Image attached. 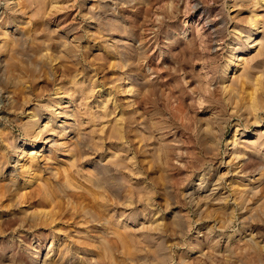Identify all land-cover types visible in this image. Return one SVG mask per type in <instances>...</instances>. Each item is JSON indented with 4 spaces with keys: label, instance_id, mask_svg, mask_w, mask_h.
Returning a JSON list of instances; mask_svg holds the SVG:
<instances>
[{
    "label": "rangeland",
    "instance_id": "1",
    "mask_svg": "<svg viewBox=\"0 0 264 264\" xmlns=\"http://www.w3.org/2000/svg\"><path fill=\"white\" fill-rule=\"evenodd\" d=\"M16 1L0 0V23ZM238 2L67 0L45 26L65 35L73 23L72 55L90 64L53 63L55 82L3 70L33 8L0 26V264H264V224L242 223L264 204V107L236 108L226 88L249 70L264 80V28L242 50L264 8ZM100 167L115 185H95Z\"/></svg>",
    "mask_w": 264,
    "mask_h": 264
},
{
    "label": "bare ground",
    "instance_id": "2",
    "mask_svg": "<svg viewBox=\"0 0 264 264\" xmlns=\"http://www.w3.org/2000/svg\"><path fill=\"white\" fill-rule=\"evenodd\" d=\"M248 0H239L238 3H242L241 6L244 7L246 5H244V3H246ZM9 2V1H8ZM63 2H67V0L63 1V0H17L16 1V5L14 4V6H9L8 9H10L11 11H13L12 13L6 12V15L4 18H2V23H0L1 27H9V26H14L15 24H17L16 19L20 16V13L18 14L17 12H23V14H29V10L31 8H33L32 12H33V16L34 18H32L30 16V22L28 24L27 28V32H23L20 31V29H17V34L15 37V34H13L14 38L12 41V44L10 46V55L7 57L6 59V63L3 65V70H5L8 75L7 78L11 79V80H20V79H34V78H39V80H43V81H51V82H55L56 81V76L53 75V73L50 71L51 66L53 63H59L61 64L62 67H66V69H68L69 72H71V66L74 65H84V64H90V61L87 57H84L83 59H80L78 57V55H72L73 53H75L76 50L73 49V47L71 46V42L68 41V35L71 32H75L76 28L72 25L73 23H70L68 25V30L67 33L65 35H59L58 33L54 34L52 32H50L49 29L46 28L45 26V20L48 18V16H54L55 14L58 13V9L64 7V5L62 6ZM69 2V1H68ZM256 6H260L262 9L264 8V0H255V2L253 3ZM240 6V7H241ZM249 6V5H248ZM17 7H19V9H17ZM254 7V6H253ZM16 9V10H15ZM63 9V8H62ZM70 9V8H69ZM253 9V8H252ZM259 9V8H258ZM21 10V11H20ZM255 10V9H254ZM57 12V13H56ZM5 14V13H4ZM32 14V13H31ZM256 14V13H255ZM247 16V15H246ZM2 17V16H1ZM257 14L256 16H252V17H248V21L251 22V24H253V28L247 33V41L250 42V44H245L244 48H242L243 51L245 52H249L250 49H253V47L256 45L255 41L256 40V36H258L261 33V29L264 28V21L261 22L258 20ZM263 17V16H262ZM259 17V18H262ZM101 19L99 20V25H98V29H96V41H100L102 40V32L105 29L104 27V21L102 20V17H100ZM240 18V17H239ZM264 19V18H263ZM68 20V19H67ZM65 21V20H64ZM63 23V22H62ZM64 23H68V21L64 22ZM47 24V23H46ZM27 25V24H26ZM17 27V26H16ZM26 30V29H25ZM70 32V33H69ZM90 32V31H89ZM261 35V34H260ZM2 36H6L7 35H2ZM5 37V38H6ZM83 40V39H82ZM3 41V40H2ZM78 42V41H77ZM62 43H67L68 44V48L65 47L64 49L62 48L64 45H61ZM70 43V45H69ZM101 44V43H100ZM262 46V50L260 52V54H262L264 56V41L261 44ZM7 51V49H5ZM5 50L3 52H5ZM188 51V50H187ZM83 55H86L87 53H82ZM81 54V55H82ZM101 55V54H100ZM186 55V54H185ZM83 57V56H82ZM76 58V59H73ZM96 61V60H95ZM251 61V60H250ZM229 63V62H228ZM264 63V62H263ZM261 63V64H263ZM231 65L232 64H227V66L225 65L224 69V75L226 76L230 69H231ZM244 65V64H243ZM86 66V65H84ZM262 66V65H261ZM261 66H259V70L262 71V69L260 68ZM264 66V64H263ZM262 66V68H263ZM75 67V66H74ZM77 67V66H76ZM240 67V66H239ZM247 67V66H246ZM250 67V66H249ZM245 70V69H244ZM263 72V71H262ZM240 73V72H239ZM250 73V70H249ZM248 72H244L241 75V79L237 80L238 77L236 78V80H234L233 84L229 85L230 93H228V97L230 100H232V102H234V99H236L235 105L236 108H243L245 109L247 112H252L253 114L257 112V108H259V106L264 107V80L263 78L257 76V78L255 77L252 78L251 75ZM69 76V75H68ZM77 76V75H76ZM19 77V78H18ZM66 77V76H64ZM76 81V80H75ZM74 81V83H76ZM230 83V82H229ZM151 87V86H150ZM153 88V87H152ZM225 88V89H226ZM152 92V91H151ZM232 92V93H231ZM236 92V95L234 94ZM61 91L58 90L57 94H60ZM74 93V92H73ZM61 103V102H60ZM64 103V102H63ZM56 104V103H55ZM59 104V103H58ZM57 104V105H58ZM60 108V107H59ZM53 109V108H52ZM35 111V110H34ZM105 112V111H104ZM106 113V112H105ZM104 113V114H105ZM39 115V121L42 119L43 115L41 116V113H38ZM251 114V115H253ZM61 116L65 117H70V115L68 114L67 111H65L64 109L61 111L60 113ZM99 116V115H98ZM35 118L37 117V115L34 113L32 114L31 118ZM62 117V118H63ZM102 119L106 118V115L103 116H99ZM63 118V119H64ZM93 118V117H92ZM98 119V118H97ZM101 119V120H102ZM95 120V119H94ZM255 120L257 121L258 119L256 118L255 115ZM99 121V120H98ZM36 123V122H34ZM117 123V122H116ZM121 123V122H120ZM118 123V124H120ZM35 124H29L27 127V129H29V126L31 127L30 130L31 131L32 128H34ZM121 128V127H120ZM67 129L69 130L70 128H65V130L67 131ZM63 130V131H65ZM27 131V130H26ZM50 131V130H49ZM65 131V132H66ZM72 130L70 129L69 132H66V134L68 133H72ZM47 131L44 132V130L41 131L42 135L45 134ZM123 132V131H122ZM246 132V130H244L243 134ZM116 133V132H115ZM114 132L110 133V139H114L115 136L113 134H115ZM121 133V132H120ZM121 136V134L119 135ZM152 136V135H151ZM43 137V136H42ZM204 137V136H203ZM209 137V136H208ZM32 139V138H31ZM145 139V138H144ZM142 138V140H144ZM34 140V139H33ZM41 140V139H40ZM34 144V143H33ZM33 144L31 143H23L22 146H28V147H32ZM245 147V146H244ZM259 146H254L252 147V149L256 150L258 149ZM75 151H77L78 153H82L81 150L83 149V143L81 141H77L75 143ZM169 148V147H168ZM260 148V147H259ZM166 150V149H165ZM167 152V151H166ZM233 154V153H232ZM79 155V154H77ZM82 160V156L80 155L78 158V161ZM119 161V160H118ZM199 161V160H197ZM120 162V161H119ZM122 162V161H121ZM120 162V163H121ZM200 162V161H199ZM77 163V161H76ZM116 163V162H115ZM123 163V162H122ZM121 163V164H122ZM124 164V163H123ZM117 165V164H116ZM120 165V164H119ZM31 167V166H30ZM66 169V168H65ZM67 169H71V168H67ZM67 169L65 171H67ZM104 169H108V167H103V168H99L96 172L97 174V178L98 180L95 181V185L97 187H101V185L103 184H112L115 185L116 184V180L115 178L110 175V169L108 170H104ZM64 170V169H63ZM68 170V173H69ZM241 175V174H240ZM69 177V176H68ZM71 177V176H70ZM73 177V176H72ZM71 177V178H72ZM38 179V178H37ZM16 180L17 178L14 176L13 179L10 181L7 190L11 191L13 188H16ZM26 184H30L35 182V178L28 176L26 178ZM70 180V178H69ZM37 183V182H36ZM28 184V185H29ZM45 184V183H44ZM2 186V185H1ZM0 186V188H1ZM46 187V186H44ZM37 188V187H36ZM94 188V186H93ZM35 190V189H34ZM39 190V189H38ZM38 190H36V192H38ZM1 191V190H0ZM32 191V190H31ZM47 191V190H46ZM7 192V191H6ZM40 192V191H39ZM33 193V192H32ZM32 193H29L32 194ZM48 193V192H47ZM37 194V193H36ZM35 196H38L39 193ZM85 194V193H84ZM28 195V194H27ZM34 195V194H33ZM32 195V196H33ZM50 195V194H49ZM52 195V194H51ZM50 195V196H51ZM73 195V194H72ZM83 195V194H81ZM31 196V198H32ZM84 196V195H83ZM0 197H3V193L2 195H0ZM30 197V196H29ZM25 198V197H24ZM27 198V196H26ZM35 197H33L34 199ZM40 198V197H39ZM42 198V197H41ZM75 199V196H74ZM2 200V199H1ZM0 200V201H1ZM24 200V199H23ZM76 200V199H75ZM87 200V199H86ZM85 200V201H86ZM263 198H258L254 203H252L250 205V207L245 211L243 219H242V223L246 224L245 228L246 229H250L249 226H247V224H249L250 221H259L260 223L264 224V204L262 203ZM56 201V200H55ZM91 201V200H90ZM97 201V200H96ZM89 202V201H88ZM98 202V201H97ZM79 204V203H78ZM43 205V204H42ZM101 205V204H100ZM103 205V204H102ZM41 206V205H40ZM94 207V206H93ZM102 208V207H101ZM224 210V209H223ZM55 211V210H54ZM53 212V211H52ZM37 213V212H36ZM227 213V212H226ZM54 214V212H53ZM57 214V213H55ZM91 215V214H90ZM99 215V214H98ZM35 217H39L41 216V219L43 218V220L46 218V221H48L50 224L54 223V221L52 220L54 218L51 217L50 212L49 214L47 212H40L38 213V215H34ZM59 217V216H58ZM23 218V217H22ZM40 218V217H39ZM38 218V219H39ZM230 218V217H229ZM25 219V218H24ZM40 219V220H41ZM1 220V219H0ZM19 220V219H18ZM39 220V221H40ZM5 221V220H4ZM26 221V220H25ZM24 221V222H25ZM21 222V221H20ZM38 222V220H37ZM4 223V222H2ZM27 224V222H26ZM38 224V223H37ZM47 224V223H45ZM49 224V225H50ZM22 225H24L23 221H22ZM21 225V226H22ZM1 226V224H0ZM20 226V224H19ZM26 226V225H25ZM24 227V226H23ZM27 227V226H26ZM253 227V226H252ZM253 229V228H252ZM67 232V231H66ZM251 232V231H250ZM253 238H255V235L253 234V231L250 233ZM249 234V235H250ZM263 234V232L261 233ZM258 236V235H257ZM257 238V237H256ZM248 239V238H247ZM255 240V239H254ZM253 240V241H254ZM252 241V240H251ZM262 246H260L261 249H264V241L261 242ZM255 245V244H254ZM261 245V244H260ZM261 252V251H260ZM263 252V251H262ZM68 253V252H67ZM53 264V263H52Z\"/></svg>",
    "mask_w": 264,
    "mask_h": 264
}]
</instances>
